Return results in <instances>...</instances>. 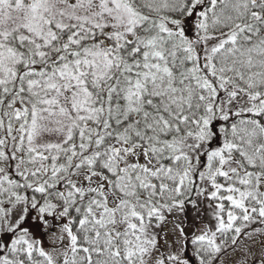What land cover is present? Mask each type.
Segmentation results:
<instances>
[{
    "label": "snow or ice",
    "instance_id": "1",
    "mask_svg": "<svg viewBox=\"0 0 264 264\" xmlns=\"http://www.w3.org/2000/svg\"><path fill=\"white\" fill-rule=\"evenodd\" d=\"M230 253L264 264V0H0V264Z\"/></svg>",
    "mask_w": 264,
    "mask_h": 264
},
{
    "label": "rangeland",
    "instance_id": "2",
    "mask_svg": "<svg viewBox=\"0 0 264 264\" xmlns=\"http://www.w3.org/2000/svg\"><path fill=\"white\" fill-rule=\"evenodd\" d=\"M171 228H172V225L169 224L166 226V231H168L169 233H171ZM45 240L46 242L51 245L53 243V237L51 236H48L47 234H45ZM230 259H234V254H229L228 256L225 257V264H227V261H229Z\"/></svg>",
    "mask_w": 264,
    "mask_h": 264
}]
</instances>
